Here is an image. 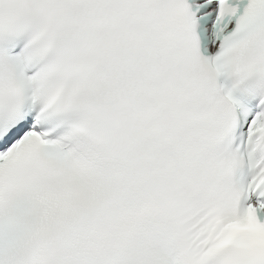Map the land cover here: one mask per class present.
Wrapping results in <instances>:
<instances>
[{
	"label": "snow or ice",
	"instance_id": "6c2138e0",
	"mask_svg": "<svg viewBox=\"0 0 264 264\" xmlns=\"http://www.w3.org/2000/svg\"><path fill=\"white\" fill-rule=\"evenodd\" d=\"M0 264H264V0H0Z\"/></svg>",
	"mask_w": 264,
	"mask_h": 264
}]
</instances>
